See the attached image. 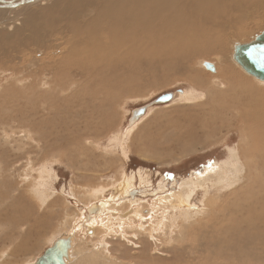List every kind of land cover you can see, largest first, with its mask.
<instances>
[{
	"label": "rangeland",
	"instance_id": "obj_1",
	"mask_svg": "<svg viewBox=\"0 0 264 264\" xmlns=\"http://www.w3.org/2000/svg\"><path fill=\"white\" fill-rule=\"evenodd\" d=\"M57 1L64 6L69 0ZM39 4L31 5L26 10L21 6H19L20 10L17 7L19 11L15 9L13 13L18 15L22 13V18L18 17L17 22L14 20L9 26L0 27V264H34L44 250L58 239L57 237H62L70 231L75 236V251L81 252V255L84 254L77 258L75 264H106V261L108 264H255V261L245 257L244 252L251 254V249H237L231 244L212 243L210 234L205 231L214 216H209L207 213V218H202L207 212L204 205L207 197H229L226 194L229 191L230 175L228 174L232 175V180L237 181L240 171L242 174L245 173L243 163L245 155L242 150L238 149L243 141L240 134L243 125L242 121L237 120L236 113L229 112L233 108L223 111L222 121L213 118L215 127L212 126L211 129L206 123L211 122V118L209 120L207 117L201 120L196 119L197 114L203 111L199 106L206 100L211 101L210 98H216L220 93L214 90V80L223 86L221 88L224 90L221 93H228V84L218 77L222 56L216 52L208 56L197 57L190 64L188 71V75L194 76L193 82L172 74L167 84L150 86L148 90H141L139 94L123 97L114 107L110 121H101L103 122L101 124L98 118L90 117L86 110L83 112L81 110V116L71 114V120L78 122L70 123L72 127L70 128L67 124L70 122L69 114H63L64 110L60 103L67 97L72 101L73 96L75 98L78 95L85 96V90L79 91L78 88H71L68 91L64 88L59 96L55 94V91L51 95V87L44 86L48 83V78L41 75L42 89L40 85H37L38 92L45 91L43 93H46L47 91L48 95L45 98L35 96L33 93L22 95L21 89L29 87L28 84L31 83L27 80L31 71L21 75V70L26 69L32 60L41 62L38 65L51 62V57L63 54L67 40V34L61 32L64 25L61 26V31L53 32L51 35V23L49 24L41 14L49 11L45 13L51 21V8L49 4ZM258 6L252 11L253 14L251 12L248 16L250 18L242 20L244 27L239 29L240 35L235 34L237 33L235 28L239 25L238 21H234L236 26L229 30L231 36L222 38V40L226 46L227 63L231 65L227 73L235 74L237 80L254 86V88L259 86L258 89L264 91V82L260 83L244 73L230 58L234 42H250L253 36L258 35L264 29V4ZM82 7L83 5H80L79 11ZM56 9L58 8L55 7L54 10ZM60 12L61 10L57 11L53 19H57V16L61 20L66 19L61 17ZM82 14L91 16L88 12H80V15L75 18L80 26L87 23V18H83ZM4 34L8 36L4 37ZM206 64L212 65L214 70L205 69ZM178 89L183 90V96L176 94ZM168 92L174 93V99L170 103L152 105L134 125H129L133 110L149 105L156 97ZM57 96L60 97L59 101ZM243 97L242 101L245 106L247 96ZM25 98L29 102L32 101L31 103L35 101L34 106H37L38 102L41 103L37 108L33 106L34 113L31 112L32 110H26L27 105L22 106L26 101ZM256 99L258 102L261 101L260 98ZM49 103L52 104L49 105ZM40 106H47L51 115L47 114V111L43 112ZM240 109L243 111V105ZM205 119L207 121H204ZM84 123L92 124L94 129L86 131L79 139L77 136L75 140L69 138L67 131L71 130L70 133L79 131L78 126L83 128ZM51 127L54 129L51 130ZM203 128L208 129V135L203 133ZM195 130H199L193 138L196 143L187 142L184 134L187 135L189 131L194 133ZM182 144L186 148L194 144L191 147L194 149L182 154L177 149L181 148ZM156 148L158 151L154 150ZM163 148H171V150L165 152ZM212 166L216 173H223L224 176L220 178L221 175L215 174L209 179L211 173L205 175V172ZM202 173L207 179L200 182L203 184L202 187L201 185L196 186L195 189L191 182ZM130 177H132L133 184L129 189L122 188L120 183L127 179L130 180ZM185 184L192 185L190 211L193 209L191 213H195V215L191 214L193 217L189 215L190 218L187 217V221L183 220L184 213L181 210L173 208V205L168 203L165 218H162L159 213L164 206H159V210L153 214L151 221L144 222L135 219L136 225L144 222V232L138 229H124V231L115 229L105 234L100 226L107 224L110 220L108 212L104 213L105 216L99 214V223L95 225L94 234L82 233L79 230L83 221L90 222L87 216L92 217L94 211L91 212L92 214L88 211L99 199L105 201L103 203L109 201L127 203L130 198L128 200H131L130 208L136 211L139 208H152L158 205L160 198L166 195L186 192V190L182 191ZM92 188L104 189V191L95 195L99 196L97 199H92L88 192ZM124 188L128 192L121 194L119 190H124ZM171 200L175 203V198ZM11 206L14 207V211ZM46 211H51V216L43 217V221L37 227L39 233L29 236L25 242L24 239L28 236L26 234L31 227V220L40 218V214ZM197 211L202 212L199 215L196 214ZM81 216L82 221L78 222ZM156 224L159 225L158 228L152 227ZM187 225L188 230L185 229ZM101 240L105 241L107 249L105 251L111 256V261L100 253V257L92 258L93 246ZM261 246L253 248V251L263 253L264 246L262 248ZM260 262L264 264L263 261L260 260Z\"/></svg>",
	"mask_w": 264,
	"mask_h": 264
},
{
	"label": "bare ground",
	"instance_id": "obj_2",
	"mask_svg": "<svg viewBox=\"0 0 264 264\" xmlns=\"http://www.w3.org/2000/svg\"><path fill=\"white\" fill-rule=\"evenodd\" d=\"M28 2L30 3L24 4L21 7L26 10L28 9L27 7L31 5L36 6L38 3L47 5L51 2L49 4V8H51V21H49L48 15L45 13L49 11H45L41 14H43V18L46 19L49 24L51 23V35L53 32L61 31V26L64 25L62 26L63 31L61 32L67 34V40L63 54L58 57H51V62H44L42 65H38V63L41 62L32 60L27 67L28 69L24 68L23 70L25 71L21 70V75L22 73L24 74L25 72L31 71L27 79L31 82L28 84L29 87L23 88L21 85L23 88L21 89L22 95L25 93H33L35 96H40L41 98H45V96L48 95L47 91L46 93H43L45 92L43 90V92H38L39 87L37 88V85H40L41 87V75L48 78V83L44 84V86L48 85L51 87V95L53 91H55V94L59 96L64 88L68 91L71 88H78L79 91L85 90V96L82 94L83 97L79 96L78 94H80V92L78 93L77 91L76 92L78 94H76L80 98L78 96L75 98V96L72 95L74 97L72 101L74 102H72L68 97L64 101L62 99L63 102H59L62 105L61 108L64 110L63 114H69V119L68 117L66 118L70 120V122L67 123L70 128H72L70 123L72 124V122H78L77 120H71V114L73 116H81V110L82 112L86 110L88 111V115L90 117L98 118L100 122L110 121L111 113L114 111V107L119 104L123 97H131L132 95L139 94L141 90H148L150 86L167 84L169 82V77L172 74L179 75V77L182 78H187L193 82L194 76L188 75V71L190 64L195 61L197 57L208 56L211 53L213 54L216 52L222 56V60H219L220 73L218 77L228 84V93H221L224 90L221 88L223 86L217 80H214V90L220 93L216 98H210L211 101L206 100L204 104L199 106L203 109V111L202 113L197 114L196 119L201 120V118L207 117L209 120L211 118V122H206L210 125L211 129L212 126L215 127L213 118H218V121H222L223 111H229L230 108H233L231 109L232 111L229 112L236 113L237 120L239 119V122L242 121L243 125V129L240 131L243 141L239 145L238 149L242 150L245 155L243 162L245 166V173L242 174V171H240L237 176V181L232 180V175L228 174L230 175V179H228L230 180L228 183L229 191L226 193L229 195L228 198L206 196L207 198L204 201V205L207 208V212H205L206 216H202V218L206 219L207 213L209 216H214L205 231L210 234L212 243H226L231 244L232 247L235 245L237 249H251V254L244 252L246 253L245 257L251 261H255V264H261L260 260L264 262V251L263 253L260 251L255 253L253 251V248L255 247L260 248V245H262V248L264 246V91L262 89H258L259 86L258 88H254V86L244 84L242 81L237 80V76L235 74L227 73V70L231 68V65L227 63L226 46L222 40V38L231 36V32H229V30L236 26L234 25L236 21H238L239 26L235 28L237 32L235 34L238 35L241 33L239 32V29L244 27L242 20L246 19L251 12L254 11L256 6L264 4V0H69L64 6H62L57 0H30ZM80 5H83V7L79 11ZM55 7L58 9L54 10ZM15 9L11 11L0 9V27L2 25L3 27L6 25L9 26L14 20V22H17L16 19L21 17L22 13L21 15L13 13ZM59 10H61V17L66 19L61 20L58 16L57 19H53V16ZM80 12H88V14H91V16H88L87 14L81 15L83 18H87V23L81 26L77 22L78 20L75 19L80 15ZM6 35L4 34V37ZM36 66L39 67L36 70H32V68ZM239 69L241 68L239 67ZM42 81H44V79ZM20 82L23 83L22 81ZM260 88H262V86ZM76 94L74 93V95ZM183 94L181 96H183ZM244 95L247 96L245 106L242 101V97ZM58 96L57 100L59 101L58 98L60 97ZM54 98L56 97L54 96ZM256 98H260L261 101L258 102ZM46 99L49 100L47 97ZM34 100L36 101V99ZM31 102L26 99V101L23 102V105H21H27L26 110H32L31 112L34 113L32 108L35 103ZM38 103L41 104L40 102ZM241 103L243 105V111L240 109V106H242ZM42 104H44L43 101ZM50 104L52 103H49V105ZM38 105H35L34 108H37ZM72 105L74 107H72ZM41 107L43 108V112L47 111V114L51 115V111H48L46 108L47 106H40L39 108ZM206 107L209 108L206 109ZM66 110L68 111L65 112ZM204 121L207 120L205 119ZM102 123L103 122H101V124ZM134 123L132 125H134ZM227 125L228 124L226 123V126ZM80 127L78 126L79 131L74 128L76 131H72L73 133H70L71 130L67 131L69 138H74L75 140V136H77L79 139L80 137H83V134L86 131L94 129L92 128V124L88 123H84L83 128ZM53 129L54 128L51 127V130ZM161 129L162 128L160 127V130ZM213 130L215 129L213 128ZM202 131H204L203 133H208L207 128H203ZM198 132L199 130H195L194 133L189 131L187 132V135L184 134L187 138L186 141L194 142L195 144L196 141H194L193 138L198 134ZM157 138L159 139V137ZM193 145L190 147L187 146L186 148V146H183L182 144L180 145L181 148L177 149H179L183 154L194 149L191 148ZM154 150L158 151L157 148ZM163 150L165 152H169L171 148H163ZM241 161L243 160L241 159ZM240 168H242V166H240ZM208 173H211L209 179H211L215 174L221 175L220 178L224 176L223 173H216L213 166L207 169L205 175ZM206 179L207 177L202 173L198 178L193 179L191 183L194 188L200 185L202 187L203 184L201 183L206 181ZM132 182V177H130V180L127 179L125 182H121L120 185L122 188L126 187L129 189L130 185L133 184ZM191 186L185 184L183 187L184 190L182 191L186 190V192H181L176 195H166L165 197L160 198L158 205H155L152 208H139L136 211H133L130 208L131 200L128 201L130 198L127 200V203H112L111 201L103 203L105 201H100L99 199L98 202L92 206L94 207V215L92 217L91 215L87 216V220L90 222L83 221L79 230L82 233L85 232L94 234L95 225L99 223V214L104 215V213L108 212L107 215H110V220L107 224L105 223V225L100 226L101 230H103L105 234H107L108 231H114L115 229L121 231H124V229H138L139 231L144 232V222L152 220V216L154 213H157L156 211L159 210V206H164L160 209L159 213L162 215V218H165V215L168 212V203L169 205L172 204L173 208L181 210L184 213L183 220H186L189 215L194 213H191L193 209L190 211L192 208ZM27 187L29 188V186ZM126 188H124V190H119L121 194L128 192ZM103 191L104 189L92 188L88 191L90 194L89 197L91 196L92 199H97L99 196L95 195L98 194V192ZM172 198H175V203H172ZM7 208L9 209L8 205ZM13 208L14 207H12V210ZM90 210L91 209H89V211ZM194 211L196 210L194 209ZM46 212L42 215L40 214V218H34L31 220V227L28 229V233L26 234L28 236L24 239V241L29 236H35L39 233L37 227L40 226L44 219L43 217L51 216V211ZM201 212L202 211H197L196 214ZM82 218V216L79 219L77 218L78 222H81ZM135 219L137 221L144 222L136 225ZM18 221L21 222L19 219ZM158 224L152 227L158 228ZM185 229H189L188 225ZM153 230L154 229H151V231ZM70 232L62 237H57L67 239L69 242V249L67 256L65 257V264H75V261L79 256H84V254L81 255V252L75 251V236H73ZM213 246L215 245L213 244ZM105 250L107 249L104 240L94 244L91 251L93 253V255L91 254L92 258L96 259L98 256L100 257V253L103 257L111 261V256ZM106 264H108V261H106Z\"/></svg>",
	"mask_w": 264,
	"mask_h": 264
},
{
	"label": "water",
	"instance_id": "obj_3",
	"mask_svg": "<svg viewBox=\"0 0 264 264\" xmlns=\"http://www.w3.org/2000/svg\"><path fill=\"white\" fill-rule=\"evenodd\" d=\"M30 0H15L5 1L0 0V9L13 10L24 4H28ZM233 52L231 58L246 74L264 82V29L251 38L250 42L233 44ZM205 67L212 71L213 66L206 64ZM176 94L182 95L183 90L178 89ZM174 99V93L168 92L156 97L149 105L141 106L131 112L129 118V125L137 122L143 117L152 105L167 104ZM94 211L91 208L89 213ZM69 249V242L67 239L58 238L51 246L46 248L44 252L37 258L34 264H65V257Z\"/></svg>",
	"mask_w": 264,
	"mask_h": 264
}]
</instances>
